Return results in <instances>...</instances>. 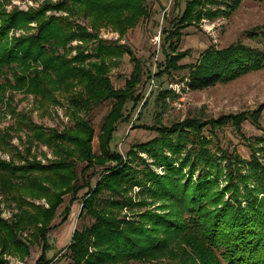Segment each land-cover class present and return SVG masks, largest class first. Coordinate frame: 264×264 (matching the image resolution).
<instances>
[{
    "label": "trees",
    "instance_id": "1",
    "mask_svg": "<svg viewBox=\"0 0 264 264\" xmlns=\"http://www.w3.org/2000/svg\"><path fill=\"white\" fill-rule=\"evenodd\" d=\"M146 1L62 0L45 3L30 11H0V72L11 71L15 79L14 85L9 82L12 88L32 91L41 100L54 98V91L46 85L41 72L57 74L61 85L66 87L70 114L77 119L72 131L53 133L44 138L40 127L21 114L17 119V128L29 133L27 138L30 142L44 140L61 157L75 154L79 158H89L92 128L78 114L104 99H113L111 110L104 118L100 140L103 154L117 164L108 167L109 173L101 178L84 203L83 208L96 217V222L87 230L74 231L69 247L72 264L158 259V253L169 245V234H174L175 239L184 240L189 248L166 251L165 256L170 259L183 258L179 262L171 259L169 261L173 263L168 264H264V165L256 157V151H252L249 160L224 155L218 157L228 163V177L226 185L222 189L217 188L221 170L216 156L205 149L201 137V129L207 123L189 117L171 126L161 125L157 129V137L139 144V150L146 152L155 165L162 166L163 174L154 172L148 165L142 170L130 167L112 149L111 141L118 122L123 119L126 103L129 100H134V104L136 102L134 90L141 79L140 67L135 63L125 88L114 89L108 74L110 68L117 64L124 47L112 45L100 39L97 32H89L82 26L77 25L74 29L65 18L45 16V11L59 10L69 3L70 10L85 17L92 28L111 26L123 35L129 27L149 16ZM199 1H185L181 15L174 19L177 32L169 31V37L175 35L178 41L181 27L218 14V11L199 9ZM236 3L232 8H236ZM30 22L36 23L34 33L9 38L11 29L26 27ZM72 40H79L84 45L70 48L75 49L76 53L67 59L65 52L62 55L57 48L66 51L67 43ZM95 41L92 52L84 54L89 44ZM170 44L169 49L173 53L166 54V66L159 75L166 72L167 66L173 69L186 67L189 90L228 82L264 67V51L240 43L221 50L208 48L198 62L180 66L175 62L186 53H174L176 47L173 42ZM9 83L6 80L5 85ZM5 87L0 84V102ZM168 91L162 90L158 96L163 93L167 96ZM253 113L255 111L249 117L257 120V115ZM239 118L242 115L233 118L236 119L233 120L235 126H239ZM7 136L0 131V144L7 146L5 150H11L12 146L4 140ZM259 141L262 143L259 152L264 153V136ZM188 143L196 145L193 154L186 150ZM182 150H186L183 156ZM68 164L65 160L54 163L58 168L46 175L39 163L22 165L0 161V188L15 199L19 207L24 194L43 197L51 205L49 209L32 206L30 210H23L16 222L0 223V247L3 253L19 258L28 255V246L19 240L17 231L31 228L34 230L33 242H42V253L36 264H44L40 261H46V251L51 249L45 225L53 217V208L61 201L62 194L73 189L70 184L73 166ZM244 168L246 170L242 173ZM56 169L69 171L63 174ZM125 183L144 186L152 198L164 200V206H168L169 211H146L140 218L148 224L147 227L134 221L116 220L111 216L113 211L110 209L95 208L99 201L96 195L104 187L113 190L117 196L121 195V200L113 199L114 206L120 207L129 202L130 199L123 195L125 188L120 187ZM86 185L89 186V180ZM90 246L94 249L91 250Z\"/></svg>",
    "mask_w": 264,
    "mask_h": 264
},
{
    "label": "rangeland",
    "instance_id": "2",
    "mask_svg": "<svg viewBox=\"0 0 264 264\" xmlns=\"http://www.w3.org/2000/svg\"><path fill=\"white\" fill-rule=\"evenodd\" d=\"M59 1L62 0H0V11L7 13L15 9L30 11L44 6L45 3ZM185 1L147 0L149 16L140 19L135 26L129 27L123 35L111 26L92 28L85 17L70 10L69 3L62 9L45 11V16L65 18L72 23L74 29L77 25L82 26L89 32H97L100 39L124 47L125 50L118 58L117 64L110 68L108 74L114 89L125 88L126 80L131 77L135 63L140 67L141 79L134 90L136 102L134 104V100H129L126 103L123 119L118 122L111 141L112 149L127 162L126 164L139 170L148 165L154 172L163 174L162 166L155 165L146 152L139 150V144L157 137L159 135L157 129L161 125L171 126L186 118L196 117L201 123H207L201 129V137L205 149L216 156L218 168L221 170V175L217 178V188L222 189L228 177V163L218 157L224 155L249 160L252 151L255 150L256 157H259L264 165V153L259 152L262 145L259 139L264 136V67L249 71L234 80L199 90L187 88L188 68L186 67L173 69L167 66L166 72L160 75L159 73L166 66V54L173 53L169 49L172 42L176 47L174 53H186L175 62L180 66L198 62L208 48L221 50L240 43L264 51V0H223L224 3L221 2L222 0H216L217 2L200 0L199 9L218 11V14L181 27L180 38L177 41L175 35L169 37V31L177 32L174 19L181 15ZM235 3L236 8H232ZM35 27L36 23L30 22L26 27L11 29L8 36L11 38L34 33ZM95 44L96 41L90 43L84 54L91 53ZM76 45L84 44L79 40H72L67 43L66 51L61 47L57 48V51L62 55L65 52L66 58L70 59L76 53L75 49L70 50V48ZM18 73L20 74L21 71ZM41 76L50 90L54 91V98L51 100H41L39 95L26 89L12 88L9 82L12 85L15 83L13 73L0 72V84L6 86L0 102V131L8 134L4 140L12 146L11 150H5L7 146L0 144V161L22 165L39 163L43 167L42 172L46 175H49L52 169L58 168L54 163L65 160L68 165L72 164L73 176L70 184L73 189L62 194L61 201L53 208V217L45 225L51 249L46 251V261H40L44 264H72L69 247L74 231L87 230L96 222V217L83 208L84 203L101 178L109 173L108 167L117 164L114 159H109L103 154L100 140L104 118L111 110L113 99H104L78 114L92 128L89 142L90 157L79 158L75 154L61 157L55 152V148L49 147L44 140L30 142L27 138L29 133L25 129L17 128V119L21 114L28 116L32 124L40 127L44 138L53 133L59 134L71 130L76 125L77 119L71 116V107L67 103L66 87L61 85L57 74L48 71L41 72ZM6 80L8 85H5ZM162 90H169L167 96L164 93L158 96ZM254 111L257 120L249 117ZM240 115H242L238 120H241L240 124L235 126L233 120L236 119L233 118ZM194 148H196L195 144H186V150L189 149L191 154ZM186 150H182V156ZM245 170L246 168L241 172L244 173ZM55 171L68 174V171L57 169ZM87 180L89 186L86 185ZM120 187L125 188L123 195L130 199L128 203L120 207L114 206L113 199L119 201L121 195L117 196L113 190L104 187L96 195L99 201L95 208L110 209L113 211L111 216L116 220L134 221L137 225L147 227L148 224L140 218L146 211L165 213L170 209L164 206V200L152 198L145 191L144 186H131L130 183H125ZM23 196L22 205L19 207L17 201L0 188L1 224L16 222L22 211L30 210L32 206L51 208L43 197H33L28 194ZM17 232L19 240L28 246L29 254L19 258L3 253L0 247L1 263L36 264L42 253V242H33L34 230L31 228ZM169 236V245L166 250L158 253L160 256L158 259H129L107 264H168L178 260L183 261V258L177 257L174 260L171 258L173 262H170L171 259L165 256L169 249L178 250L183 247L188 250L189 248L186 247L188 245L184 240L173 238L174 234ZM90 249L94 248L90 246Z\"/></svg>",
    "mask_w": 264,
    "mask_h": 264
}]
</instances>
